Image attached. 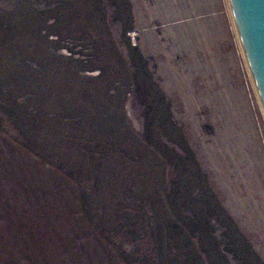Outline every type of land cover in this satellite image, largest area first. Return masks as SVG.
Wrapping results in <instances>:
<instances>
[{
    "label": "rangeland",
    "instance_id": "374dc122",
    "mask_svg": "<svg viewBox=\"0 0 264 264\" xmlns=\"http://www.w3.org/2000/svg\"><path fill=\"white\" fill-rule=\"evenodd\" d=\"M239 43L228 0H0V264H264Z\"/></svg>",
    "mask_w": 264,
    "mask_h": 264
},
{
    "label": "water",
    "instance_id": "95a60500",
    "mask_svg": "<svg viewBox=\"0 0 264 264\" xmlns=\"http://www.w3.org/2000/svg\"><path fill=\"white\" fill-rule=\"evenodd\" d=\"M239 37L264 105V0H231Z\"/></svg>",
    "mask_w": 264,
    "mask_h": 264
},
{
    "label": "bare ground",
    "instance_id": "6f19581e",
    "mask_svg": "<svg viewBox=\"0 0 264 264\" xmlns=\"http://www.w3.org/2000/svg\"><path fill=\"white\" fill-rule=\"evenodd\" d=\"M228 1H229V3H230V7H231V11H232L233 24L235 25L236 30H237V33H238V29H237V25H236V21H235V18H234V13H233L232 5H231V0H228ZM130 34H131V35H134L133 32L130 33ZM238 37H239V33H238ZM239 40H240L239 46H240L241 51H243V57H244V60H245L246 67H247V69H248V72H250V75H251V70H250V68H249L248 61H247V59L245 58V53H244V49H243V46H242V42H241L240 37H239ZM251 80L253 81L252 75H251ZM253 87H254V91H255L256 95L259 96V94H257L258 92H257V88L255 87V83H254V82H253ZM261 102H262V101H261ZM262 106H264V105H262Z\"/></svg>",
    "mask_w": 264,
    "mask_h": 264
}]
</instances>
